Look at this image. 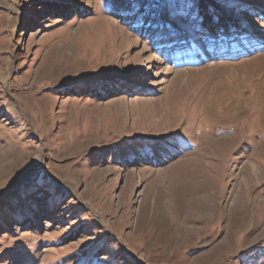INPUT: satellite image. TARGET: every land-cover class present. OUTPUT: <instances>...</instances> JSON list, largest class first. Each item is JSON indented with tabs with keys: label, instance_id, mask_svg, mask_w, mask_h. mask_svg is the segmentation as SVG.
Returning a JSON list of instances; mask_svg holds the SVG:
<instances>
[{
	"label": "rangeland",
	"instance_id": "1",
	"mask_svg": "<svg viewBox=\"0 0 264 264\" xmlns=\"http://www.w3.org/2000/svg\"><path fill=\"white\" fill-rule=\"evenodd\" d=\"M102 1L0 0V264H264V0Z\"/></svg>",
	"mask_w": 264,
	"mask_h": 264
},
{
	"label": "trees",
	"instance_id": "2",
	"mask_svg": "<svg viewBox=\"0 0 264 264\" xmlns=\"http://www.w3.org/2000/svg\"><path fill=\"white\" fill-rule=\"evenodd\" d=\"M197 3L198 0H170L168 2L171 7L178 8L186 16L192 13L196 14ZM102 4L119 17L124 24L127 23L130 28L142 32L141 35L149 36L151 40H155L159 34V31L154 27L155 24L158 25V28H162L163 25L167 26V21L159 15L156 0H103ZM164 32L161 33V38L165 37L163 36Z\"/></svg>",
	"mask_w": 264,
	"mask_h": 264
},
{
	"label": "bare ground",
	"instance_id": "3",
	"mask_svg": "<svg viewBox=\"0 0 264 264\" xmlns=\"http://www.w3.org/2000/svg\"><path fill=\"white\" fill-rule=\"evenodd\" d=\"M100 31H101V34L104 33V31L102 29H100Z\"/></svg>",
	"mask_w": 264,
	"mask_h": 264
}]
</instances>
